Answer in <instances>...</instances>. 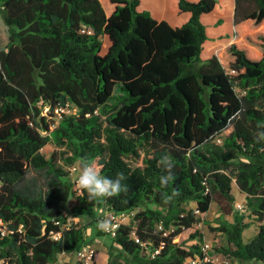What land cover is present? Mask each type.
I'll use <instances>...</instances> for the list:
<instances>
[{"label":"trees","instance_id":"obj_1","mask_svg":"<svg viewBox=\"0 0 264 264\" xmlns=\"http://www.w3.org/2000/svg\"><path fill=\"white\" fill-rule=\"evenodd\" d=\"M0 15V264L75 254L84 229L55 221L101 209H142L105 264H202L198 245L174 241L200 222L195 209L214 202L230 216L232 186L258 230L244 243L249 224L217 225L226 246L213 250L264 263V0H0ZM66 105L74 114L59 112ZM165 156L175 179L162 187ZM82 158L122 173L127 191L89 201L59 166ZM28 168L46 172L45 189L21 186Z\"/></svg>","mask_w":264,"mask_h":264},{"label":"rangeland","instance_id":"obj_2","mask_svg":"<svg viewBox=\"0 0 264 264\" xmlns=\"http://www.w3.org/2000/svg\"><path fill=\"white\" fill-rule=\"evenodd\" d=\"M6 33V28L3 24L1 15H0V44L3 45L2 36ZM5 36V35H4ZM239 93L238 90H236ZM74 110L72 107H69L68 110L65 111V114L72 115ZM54 146L51 144L46 145L42 150L41 154L47 159L50 154L54 151ZM59 166L62 170L66 171L68 174L67 178L70 182L75 181V177L77 172L71 171V167H65L61 163ZM74 166L78 168V163H75ZM48 176L45 171H37L34 169L28 168L26 178L24 179L23 183L21 184L22 187L30 189L32 191L42 190L46 187ZM232 194L235 198V201L232 206V213L230 216L223 215L219 209V206L212 202L209 208V211L204 214L200 220V222L195 225L192 229L186 230L181 233L174 242H181L182 245L186 248L190 247L191 245H198L202 252H206L207 255L205 262L208 260H213L218 258L216 263L218 264H264L258 261H250V262H240L235 261L233 259H227L223 256L216 254L214 252V247L216 246H226V241L224 237L218 236L212 230L217 225L220 224H233L236 221H241L242 223L249 224V228L245 229L243 232V242L248 243L250 242L256 232L258 230L259 222L251 218L250 216L244 214L245 211L238 212L235 208V203H245V198L242 194H240L235 186H232ZM142 209H136L133 213L136 214L140 212ZM67 211V205H63V214ZM106 216L103 209L99 210L97 213V218H84L83 222L79 218L72 217V225L76 227H82L85 232V237L87 241V245L91 247L95 252L98 253L97 262L96 264H104L107 260V252L111 248L114 252L118 250V248L113 245L112 239L106 235L105 232L98 230L97 222L99 220L104 219ZM125 225L134 226L133 216L129 217L125 221ZM202 238L203 242L200 243L199 241ZM81 264L74 254H61L57 256L56 262L52 264ZM134 264V263H129ZM184 264H191V260L185 261Z\"/></svg>","mask_w":264,"mask_h":264},{"label":"clouds","instance_id":"obj_3","mask_svg":"<svg viewBox=\"0 0 264 264\" xmlns=\"http://www.w3.org/2000/svg\"><path fill=\"white\" fill-rule=\"evenodd\" d=\"M259 130L256 134V142H264V125L258 126ZM264 150V149H261ZM165 173L160 176V184L162 187L167 186L174 181L175 176L173 172L174 165L167 156L160 161ZM77 175L75 177V186L77 190L87 194L89 201L112 198L121 194L122 191H127L126 187L122 185L125 179L122 173H118L116 178H110L101 174L100 167L86 158H82L78 168L75 170ZM178 194V193H177ZM171 196L165 198V203L170 202ZM117 225L113 222L110 216H105L104 219L97 222L98 230L102 232H111Z\"/></svg>","mask_w":264,"mask_h":264},{"label":"built area","instance_id":"obj_4","mask_svg":"<svg viewBox=\"0 0 264 264\" xmlns=\"http://www.w3.org/2000/svg\"><path fill=\"white\" fill-rule=\"evenodd\" d=\"M69 107H71V106L66 105L64 108L59 109V112L61 114H63V115H67V114H65V111L68 110ZM215 142L217 144H221V139L220 138H217V139H215ZM76 169L77 168L75 166L74 167H71L72 173L73 172H76L75 171ZM235 208H236V210L238 212H242L243 210H245L246 205H245V203H242V202L241 203H235ZM104 212H105L106 216H110L111 219L113 220V222L117 225V227L113 231H111V232H105L106 235H108L110 238L115 237L116 232L118 231V229L120 228V226L123 225V224H125V221L130 216L132 217L133 214H134L133 212H131V213H118V214H114V213H111V212H108V211H105V210H104ZM193 213H194V215L196 217L202 218V216H203L196 209L193 211ZM72 217L73 216L67 217V220L64 223H61L59 220H56L55 221V224L59 225L62 229H69V228L75 227L74 225H72ZM0 233H1V235H4L6 233V229L3 226L2 222H0ZM59 236H60V233H50V238L53 241H57L58 238H59ZM132 237H133L134 242L137 243L140 247H142V248L145 247L144 243L140 242L139 239H137L134 234H132ZM94 253H95V251L93 249H91V247H89L87 245V246L82 247L80 250H78L74 255L76 256V258L78 259V261L81 264H91L92 263L93 256H94ZM157 253H158V250H155L153 252V254H157ZM203 253L205 254L206 252H203ZM206 257H207V255L205 254V257H204V260H203L202 264H207V263L218 264V263H216L218 261V258H215L213 260H208L207 262H205ZM191 264H196V263H195V261L191 260Z\"/></svg>","mask_w":264,"mask_h":264},{"label":"crops","instance_id":"obj_5","mask_svg":"<svg viewBox=\"0 0 264 264\" xmlns=\"http://www.w3.org/2000/svg\"><path fill=\"white\" fill-rule=\"evenodd\" d=\"M105 263H106V262H105ZM105 263H104V264H105Z\"/></svg>","mask_w":264,"mask_h":264}]
</instances>
